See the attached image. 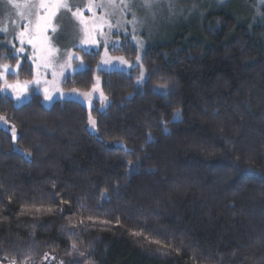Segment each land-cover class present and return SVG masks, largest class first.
Masks as SVG:
<instances>
[{"label": "trees", "instance_id": "1", "mask_svg": "<svg viewBox=\"0 0 264 264\" xmlns=\"http://www.w3.org/2000/svg\"><path fill=\"white\" fill-rule=\"evenodd\" d=\"M250 5L209 7L149 48L142 85L138 69L99 71L105 110L0 92L16 130L0 127V260L264 264V22ZM83 56L64 88L91 90L99 54Z\"/></svg>", "mask_w": 264, "mask_h": 264}, {"label": "rangeland", "instance_id": "2", "mask_svg": "<svg viewBox=\"0 0 264 264\" xmlns=\"http://www.w3.org/2000/svg\"><path fill=\"white\" fill-rule=\"evenodd\" d=\"M243 1L157 0L151 9H145L141 6V0H136L133 11L136 12L137 23L133 25L127 22L132 19L131 11H126L123 14L119 11L113 13L111 8L95 6L106 5L107 0H92L91 5L89 0H67L73 10L76 7L80 8L91 35L86 38L81 31L82 26L79 22L72 17L71 13L61 9L53 19L56 31L53 32L49 28L48 32L45 33L50 46L55 49L49 58L51 64L46 67L39 50L34 51L26 40L21 45L16 38L17 33L23 30V25L27 21L20 19L17 15V9L8 5L6 0H0V28L7 29L5 32H0V52L3 57L15 58L17 61L16 64L3 62L9 65L10 71L3 79H0L4 90L2 93L14 100L17 106L27 103L36 95L42 97V102L47 108L58 101H75L88 110H91L96 103L99 104L101 110H105L109 106V100L103 92L99 71H119L128 74L134 69H138L137 84L142 85L147 80L142 59L149 48L174 39L183 28L191 30L193 28L192 22L204 19L209 7L229 6L237 10L241 5L243 6ZM247 1L250 8V4H252V14L256 20L264 22V0ZM31 2L35 4L38 0H31ZM90 6L92 11L88 10ZM249 11L247 10V12ZM40 12L44 14L42 9ZM85 39L87 42L82 43V40ZM131 44L136 49V57L133 59L113 52L118 49L128 50ZM20 48H23V51H18ZM93 53L99 54V59L91 90L81 91L64 88L67 78L88 68L83 55ZM69 56L73 57L70 67L67 63ZM138 57L139 59H137ZM121 59H123V63ZM25 62L29 63L28 65L25 64L27 66L26 72L28 71L32 75L29 79L21 77ZM81 62H83L82 66ZM17 64L20 65L19 69H17ZM12 76L16 77L13 81L9 78ZM37 80L39 83L36 82ZM8 85L13 87H8ZM161 90L165 91L164 94L168 92L167 89H155L159 93ZM46 95L50 99H45ZM17 96L20 97L19 100L16 98ZM0 127L12 134L13 127L6 119L0 120ZM89 129L92 134H96V127L90 123ZM0 264H12V262L0 260ZM37 264H60V262L55 256L49 254Z\"/></svg>", "mask_w": 264, "mask_h": 264}, {"label": "snow or ice", "instance_id": "3", "mask_svg": "<svg viewBox=\"0 0 264 264\" xmlns=\"http://www.w3.org/2000/svg\"><path fill=\"white\" fill-rule=\"evenodd\" d=\"M6 3L14 8L17 9V15L20 19L26 20L27 22L23 25V30L17 33V39L19 40L20 44L23 45L25 40L28 44H30L34 51L39 50L41 55V59L44 62L45 66H49L51 64L50 56L55 51L49 44L48 38L46 37L45 33L48 32L49 28L53 32L56 31L55 26L53 25V19L57 16L58 12L63 9L67 12L71 13L72 17L75 18L79 24L82 26L81 31L83 32L84 36L90 37L91 32L87 26V21L84 19L82 12L79 7H76L73 10V7L67 2V0H38L37 3H32L31 0H6ZM92 0H89V4L91 5ZM136 3V0H107V4H99L95 5L96 7H108L113 10V13L119 11L123 14L126 11L132 12V19L127 21L135 25L137 23V16L136 12L133 11V6ZM157 3V0H141V6L145 9H151L154 4ZM23 5V7H22ZM35 9V11H33ZM43 10L44 14H41L40 10ZM89 11H92V7L88 8ZM94 15V13H93ZM106 22V21H105ZM111 27V25H109ZM7 31L6 28H0V32ZM87 42V39L82 40V43ZM93 43L95 41H92ZM15 47V45H13ZM18 51H23V48L18 49ZM87 51V49H85ZM7 57H5L6 59ZM73 59L72 56L67 58L68 66H71V60ZM139 59V57L137 58ZM123 63V59H121ZM83 62H81L82 66ZM20 65L17 64V69H19ZM10 71V67L8 64L0 63V79H3L4 76ZM15 71V70H13ZM39 83V81H36ZM8 87H13L12 85H8ZM4 91L0 89V92ZM18 100L20 99L19 96L16 97ZM45 99H50L49 96H45ZM5 118L0 116V120H4ZM6 122V121H5ZM90 124L95 127V121L89 118ZM12 137L13 139L16 138V130L13 127L12 129ZM39 211V209H37ZM135 235V233H134ZM73 249H76V244L73 243ZM83 255V253H80ZM15 264V261L12 262Z\"/></svg>", "mask_w": 264, "mask_h": 264}]
</instances>
